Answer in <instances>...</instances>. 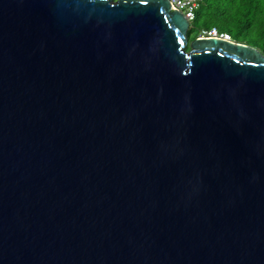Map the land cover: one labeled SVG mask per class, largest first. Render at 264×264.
Masks as SVG:
<instances>
[{
    "label": "water",
    "instance_id": "obj_1",
    "mask_svg": "<svg viewBox=\"0 0 264 264\" xmlns=\"http://www.w3.org/2000/svg\"><path fill=\"white\" fill-rule=\"evenodd\" d=\"M187 27L0 0V264H264V55Z\"/></svg>",
    "mask_w": 264,
    "mask_h": 264
},
{
    "label": "trees",
    "instance_id": "obj_2",
    "mask_svg": "<svg viewBox=\"0 0 264 264\" xmlns=\"http://www.w3.org/2000/svg\"><path fill=\"white\" fill-rule=\"evenodd\" d=\"M210 26L264 55V0H199L188 23L187 41L199 28Z\"/></svg>",
    "mask_w": 264,
    "mask_h": 264
},
{
    "label": "built area",
    "instance_id": "obj_3",
    "mask_svg": "<svg viewBox=\"0 0 264 264\" xmlns=\"http://www.w3.org/2000/svg\"><path fill=\"white\" fill-rule=\"evenodd\" d=\"M171 8L181 12L183 17L189 23L193 17V10L197 7L199 0H168ZM214 37L222 40H230L228 33L218 31L215 27L199 28L196 31L195 38Z\"/></svg>",
    "mask_w": 264,
    "mask_h": 264
}]
</instances>
